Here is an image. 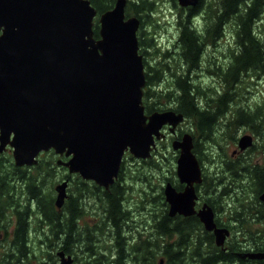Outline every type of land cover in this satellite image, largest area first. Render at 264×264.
<instances>
[{"label":"water","instance_id":"1","mask_svg":"<svg viewBox=\"0 0 264 264\" xmlns=\"http://www.w3.org/2000/svg\"><path fill=\"white\" fill-rule=\"evenodd\" d=\"M127 2L116 0L100 14V37H95L98 10L91 0H0V152L10 143L16 163L24 164L54 148L71 155L65 162L71 172L99 179L118 173L125 150L149 157L156 138L164 137L162 126L185 118L173 109L145 112L141 19L126 15ZM253 138L241 135V149L251 146ZM173 147L181 150L177 171L188 184L178 192L168 183L165 192L171 214L190 215L196 211L194 183L202 181V164L190 133ZM66 185H57L59 207ZM260 198L264 201V190ZM197 213L225 248L231 231L217 226L212 205ZM58 254L60 264L73 260L63 249ZM241 254L264 258V250Z\"/></svg>","mask_w":264,"mask_h":264},{"label":"trees","instance_id":"2","mask_svg":"<svg viewBox=\"0 0 264 264\" xmlns=\"http://www.w3.org/2000/svg\"><path fill=\"white\" fill-rule=\"evenodd\" d=\"M115 1L116 0H91L92 4L97 8L98 13L112 8ZM173 1L176 3V0ZM178 7L184 9L185 16L182 13L183 11L180 12L178 17L180 31L176 40L181 41L183 45V60L181 63H185L188 69H190L191 64L195 65L199 64L201 60L202 62L204 61V58L202 59V54L206 49L204 48L205 43L213 41L222 42L224 40L227 42L230 41L228 42V58L221 61L223 63L224 73L223 81L227 84V88L223 93L221 92V94H218V87L206 86L196 79L193 83L188 74L181 73L184 72L183 69L185 68H183L177 76H175L177 74L175 71L176 74L169 79L172 86H175V89H178L180 93L178 97L180 100L179 110L182 111L186 117L194 116L199 132L206 136H211L218 119L220 117L223 118L225 113L224 110H227L230 101L234 99L231 90L232 84L240 81L243 72L248 74L252 72L257 77L264 76V24L260 25V22L263 21L264 0H200L198 4L192 7L181 5ZM154 8L153 0H128L126 13L128 16L137 15L142 20L138 31L140 52L143 53L145 49L149 48L158 50V53L165 52V56H167L169 50L164 49L166 45L163 47L158 45L156 40L157 31L152 34V32L150 33V31L145 30L144 24L146 19L150 18V12H154ZM203 10H206L207 14L212 15L211 21L208 23L207 31L205 32L201 30L194 21V15ZM216 16L220 18L219 23H215L214 21ZM227 25L228 29L225 31L224 27L227 28ZM99 28L100 23L97 20L94 25L95 37H100ZM225 36L226 39H224ZM230 36H232V38ZM232 39L233 41H231ZM159 73H161V71L158 70L156 71L158 76H152L147 75L146 72L147 81L150 79L154 80L155 84L160 83L161 76H159ZM205 93L208 94L209 104L214 100H218L219 104L215 109L204 107L205 105L201 103ZM227 122L228 124L233 123L229 130L235 129L237 126H249L255 133L261 132L260 126H262L264 122V97L263 101L254 106L251 110L238 108L233 117L229 118ZM209 141L213 142L216 140L209 139ZM195 148L196 146L194 147V152L197 154L201 163L204 164L203 155H205V153L202 149L198 151L197 149L195 150ZM226 162L232 163L233 161L226 160ZM248 167L251 173L257 175L258 179L261 181L259 186L261 184L263 187L264 164L254 162L248 165ZM229 168H232V166L229 165ZM41 169H46L51 174L47 176L48 174L45 175ZM41 169H38L37 174L32 177L30 189L34 191L31 192L39 208L43 209L45 212L43 213L45 218H47L45 227H48V234L50 236L45 242L39 241L37 247L47 248V250H55L56 248L59 250L65 249L68 252H73L75 255V264H264V258H244L238 255L236 252L237 250L245 252L250 249L239 245L241 240H239L238 236L235 239L231 237L228 238L229 242H226V250L216 244L213 232L204 228L199 217L191 216V218H185L180 216L173 221L166 212L162 220L157 222V229L162 231V236L155 237L153 234L155 231H153L152 235H148L147 238L143 239L141 237L138 243H133L131 246L132 251H128L126 243L129 238L124 235V220H128L129 216L125 210L121 212V204L117 195L109 196V201L111 202L109 212L110 216L113 217L114 220L116 219V224L114 225L118 233V237L115 241V246L117 248L116 252L112 253V257L108 256V254H104L102 252V247L101 252H94L97 248H94L92 244L93 233L92 231H88L89 233L85 235V240L87 242V249L91 252H89L88 256H78L80 251H77V248L82 242L80 238L76 236V232L79 228L77 217L81 213L77 204L79 199L76 197L70 200V211L68 210L69 220H65V223L61 224L60 214L57 213V206L53 202L54 195L52 185L47 183L49 177L54 175V172L51 171L52 166L49 162H46ZM10 173L12 172H8L6 175L2 176V182L4 184L0 187V191L4 190L5 193V195L1 196H4L5 201L10 202V204H5L6 208H10L14 204H19L18 201L14 200L11 194L14 185L11 183L10 177L8 176ZM206 174L208 175V173ZM259 191L260 190H258V192ZM120 195L121 192H119V196ZM263 204L264 203L261 201L260 206H262L259 209V216L262 219H264ZM245 211L246 210H243L242 212ZM18 213L15 235L13 236V248L19 251V255L14 256L13 253H7L3 256V259L0 260V264H16L21 259L28 258L29 254L32 253L30 248H34L29 245V208L26 207V211H20L17 212V214ZM154 213L155 214L151 215L152 218L157 214L156 211ZM238 214L241 215V212H238ZM54 216L56 218H54ZM217 221L219 224L226 225L219 217ZM231 227L232 226H230V228ZM121 229L122 235L120 233ZM247 231H249L248 235L251 238L250 245L254 249L264 250V237L261 239L257 238V229L253 227L252 223L248 225ZM174 234L177 235L174 239H167L165 237V235L172 236ZM40 236H42V233L38 235V237ZM36 253V255L32 256L34 258L33 261L37 260L36 264H56L55 259L58 258L57 253H50L49 251L46 256L40 255L39 250H36ZM45 259L48 263L45 262ZM162 259L163 262H161ZM33 264H35V262H33Z\"/></svg>","mask_w":264,"mask_h":264},{"label":"flooded vegetation","instance_id":"3","mask_svg":"<svg viewBox=\"0 0 264 264\" xmlns=\"http://www.w3.org/2000/svg\"><path fill=\"white\" fill-rule=\"evenodd\" d=\"M196 15L200 16L198 19L199 26L202 27V30L204 32L207 31L208 27H206V25L211 21L212 15L207 14L205 10L201 11L200 13H197ZM202 20L204 22V25L200 22ZM214 21L215 23H219L220 21L219 16H216ZM222 24H223V20H222ZM218 43L220 44L222 42L213 41V42H207L204 45V48L213 49V51L212 54L209 52L208 56H210V54L211 56L207 60L204 59L202 63L207 67L206 73H210L211 75L214 76L223 75V63L221 61L225 59L222 48L221 47L218 48L219 47ZM164 49L169 50L167 56H165V52L158 53V50L155 49L152 50L147 48L143 52L145 71L147 72V75L158 76V74H156V71L158 70L161 71V73H159V76H161L160 83L155 84L154 80L148 79L147 81L146 79L143 102L145 105V111L147 113H152L154 111L168 110V109H173L176 112H182L179 110L180 100L178 99V97L180 96V93L177 94L178 89L172 88L173 86L172 83L169 81V79L171 76L175 75L176 72L177 74L175 76H177L178 73H180V71L183 68H185L183 69L184 72L181 73L188 74V76L191 78L195 68L200 65V63L195 65L191 64L190 69H188V66L185 63L183 64L181 63V61L183 60L182 58L183 45L181 41L175 40L171 46H166L164 47ZM208 62L211 64L210 66L207 64ZM165 79L168 80V83L163 81ZM221 92H222L221 89H217L218 94H221ZM207 96L208 94L205 93L203 97L206 99L204 107H209ZM186 118L187 117L185 116V119ZM185 119L179 121L175 125L173 123H165L162 126L160 130L164 132V137L156 139L157 146L155 149L152 150L150 157L148 158L136 157L126 150L122 157L118 169V173L113 175H108L107 177L105 176L99 177V179L92 177H85L80 172H71L69 166L65 164V162L68 161L71 156L67 155L66 153L59 154V153L51 152L54 149H50L49 151H47V153H45L44 151L41 152L38 155L37 162L18 164L15 161L12 146L8 143L6 149L0 152V187L3 186L4 184L2 182V176L6 175L8 172H12V173L14 172L13 174L10 173L8 176L10 177L11 183L14 185V189L13 192H11V194L14 197V200L18 201L19 204H14L10 208H6L5 204H10V202L5 201L4 196H1V195H5L4 190L0 191V243L3 240H5L8 235L7 227L9 225L8 220L9 217L11 216L10 214H12L13 217L17 219L19 215V213L17 214V212L26 211V207H28L29 208L28 230H29V241H30L29 245H31V247L32 246L34 247V248H30V250H32V253L29 254V256L36 255L37 254L36 250H39L41 253L45 254L44 256H46V254L49 252L47 248L37 247L38 241L45 242L46 239L48 240L50 235L48 234L49 232L48 227H45L46 219H47L43 214L45 212L43 209L39 208L38 204L36 203V199L33 198L34 195L31 192L33 190L30 189V183L32 182V177L37 174V170L41 169L46 162H49V164L52 166L51 171L54 172V175L49 177L47 183L52 185V191L54 195L53 202L55 204L58 193L57 185L60 184L61 182L67 181V185L65 187L66 195L63 204L60 207L57 206L56 204L57 206L56 210L58 211L57 213L60 214L58 215L60 217L61 224L65 223L64 222L65 220H69L68 210L71 204L70 200L76 197L79 199V202L77 204L78 207L80 208L81 213L77 217V223L79 225V228L78 231L76 232V236L77 238L78 237L80 238V241H82L81 246L85 245L86 249H87L86 246L87 242L85 240L86 238L85 235L89 233L88 231L90 232L92 231L93 233L92 244L94 248H97L101 245L99 244V242H105V240L107 239L105 237L106 235L110 239L112 237V239H114V242L118 237L117 229L114 225L116 224V219L114 220V218L110 216V212H109L110 204H111V202L109 201V196L117 195L119 197V202L121 204V212L125 210V212L128 214L129 216L128 220H124L125 227L128 226L129 224L131 228L137 229L136 228L137 225H135L136 222H139L141 220L143 222L148 221L146 225L149 226V229H146L145 233H143V231H140L139 234L136 235V238L143 237V234H145L144 238H147L148 235H152L153 231H155L153 233L155 237L162 236L161 233L162 231L157 229V222L159 220L160 221L162 220L165 212L170 216L171 220L173 221H175L176 218L180 216H183L185 218H191V216L200 218L197 212L205 204H211L216 215L215 216V221H216L218 218L216 214L217 207L214 204L220 203L219 197L222 195H229L228 199H230L235 195V191L237 189L242 191L243 186L240 187L235 182L236 178H240L242 175L241 172L238 170L233 171L236 177L232 179L229 176L227 177V180L225 181L227 183L226 184L227 190L223 189L219 192H217L213 188H206L202 190L201 188L206 185L208 179V176L206 174L207 170L205 168V164H202L203 165L202 181L194 183L195 193H196L194 204L196 211H194V213L190 215H185L184 213H180V212L171 214V203L167 200L166 192H165L166 185L170 183L174 187V189H176V191L181 192L185 190L188 184L186 181L181 180L180 176L178 175L177 160L181 150L175 149L173 147V142L176 140H182L185 133H190L192 135L194 147L197 146V144H199L198 139L202 141L201 139L202 134L197 129L196 121H193L190 127H185L188 125L187 123L186 125H184ZM170 146L173 147L172 149H173V158H174L173 159L174 169H172L169 173H161L159 176L153 175L152 178L156 177L155 181L150 179L151 175L149 173L140 174L139 176H137L135 182L137 183L140 182V184H142L143 187H145V189L146 188L149 189L150 187L149 189L150 191L141 189L139 195H136L135 193L138 187L132 186V183L129 181L132 179L131 172L141 170L143 173V169H144L143 164L144 163L154 164V161L158 156H160V154L163 157L166 155V148H170ZM247 148L248 147L241 149L240 146L239 148H234L231 157L232 158H236L239 156L246 157L247 156L246 152L248 150ZM128 159H134V162L129 164L127 163ZM134 165L136 167V170H132V167ZM57 168H60L59 171ZM63 168L68 172L64 174L65 171ZM41 170L45 175L48 174L47 176L51 174L46 169H41ZM108 177H111L110 181H108ZM127 177L129 179H127ZM74 178L77 180L75 181L76 185H75V190L73 191L72 181ZM160 181L162 182L161 194L158 198V196L153 195V185L154 182H160ZM208 186L211 187V184ZM263 190H264V182H263V187L259 191V197H260V193ZM119 192H121L120 196H119ZM156 201H159L158 204H161V208H158L157 205L154 203ZM263 209H264V204H263ZM155 211L157 212V214L152 218L151 215L155 214L154 213ZM140 214L143 216V218H141ZM138 215L140 216V218H138ZM90 216L94 218V222L88 221V218ZM54 218L56 217L54 216ZM16 219L12 223L13 224L12 235L8 241V244L4 249L5 255L7 253H13L14 256L19 255V251L13 248V236L15 235ZM223 221H224L223 223H226V220ZM201 223L204 225L202 221ZM216 224L219 227L225 226L224 224H219L218 221H216ZM40 225L43 227H41ZM230 226L228 227L230 228ZM212 232L214 234V239H215L214 229ZM40 233H42V236L38 237ZM120 233L122 235V229ZM232 233H233V229H232ZM165 237L167 239H172V238L174 239L177 237V235L176 234L172 236L165 235ZM262 237L264 236L262 235ZM103 248L105 250L110 249V247H103ZM224 249L227 250V247H225ZM252 249L254 248L252 247ZM80 250L81 247L79 244L77 251ZM97 250L95 249L94 252H96ZM56 252L58 253L59 249H57ZM64 252L66 258H68L69 255L72 256L73 260L70 264H75L74 253L70 251L68 252L65 249ZM87 252H91V251L88 249L81 251V256L82 255L87 256L88 255ZM236 252L238 253V255L242 256L241 254L243 253L242 250H237ZM50 253H53V250H50ZM57 264H60L59 258L57 259Z\"/></svg>","mask_w":264,"mask_h":264},{"label":"rangeland","instance_id":"4","mask_svg":"<svg viewBox=\"0 0 264 264\" xmlns=\"http://www.w3.org/2000/svg\"><path fill=\"white\" fill-rule=\"evenodd\" d=\"M154 1V12H150V18L146 19L145 22V30L152 32V34L157 31V37L156 40L158 42V45L161 47L163 46H171L172 43L178 38L179 35V25H178V17L180 15V12H182L184 9H181L180 4L176 0V3L173 0H153ZM208 1V0H206ZM217 2V1H216ZM204 11V10H203ZM206 11V10H205ZM185 16V12H182ZM200 13V12H199ZM199 15L195 16V22L197 26L202 30V27L199 26ZM262 20L260 22L261 24H264V13L262 15ZM142 22V20H141ZM203 25V20L200 21ZM141 26V25H140ZM208 27V24L206 25ZM228 29L224 27V30L226 31ZM229 32V31H227ZM151 34V35H152ZM232 38V36H230ZM226 39V36L225 38ZM233 41V39L231 40ZM230 42V41H228ZM228 42L226 40L222 41V43L219 44L218 48H222L224 58H228ZM165 46V47H166ZM227 47V48H226ZM213 49H205V51L202 54V59H208L212 54ZM209 52L211 53L210 56ZM207 56V57H206ZM154 59V58H153ZM152 59V60H153ZM209 66L211 65L209 62L207 63ZM201 66V67H200ZM206 66L202 63V60L200 62V65L195 68L193 71V75L191 77L192 82L194 83V80L201 81L204 85H209L212 87H218L222 90V93L226 90L227 84L225 81H223V75L222 76H214L210 73H206ZM224 74V73H223ZM169 75V74H168ZM172 77V76H171ZM170 77V78H171ZM166 83H168V80H163ZM175 88V86H173ZM232 95L234 97L233 100L230 101L229 106L227 110H224V116L223 118H219L218 122L215 124L214 131L211 133V136H206L204 134L201 135V139H198L199 144H197L195 150L198 151L202 149V151L205 153L203 155L204 157V164L208 173V179L206 182V185L203 186L201 189L204 190L206 188H213L217 192L226 189V180L229 176L231 179L236 177L234 170H238L241 172V177L236 178L235 182L238 184V186H243L242 191L237 189L235 191V195L228 199L229 195H222L219 197V204H216L217 207V217L221 220H226L229 226L232 225L231 231L233 229V233L231 235V238H236L238 236L239 240H241L240 244L241 246L245 248L252 249L251 238L249 237L248 233V225L252 223L253 227L257 229L256 234L257 238H263L262 235H264V219L260 218V204L261 201L259 199V192L258 190L261 189V184L259 186L260 180L258 179L257 175H253L250 173V168L248 165L255 163L264 164V122L261 128V132H253L252 128L249 126H237L235 129H231V124H228V119L232 118L234 113L238 108H244L251 110L259 104L261 101H263L264 97V76L257 77L254 73L250 72V74L243 72L241 74V78L239 82H236L235 84H232L231 87ZM177 94L179 92L177 91ZM212 96V95H209ZM216 97V94H215ZM206 99L202 97L201 103L205 105ZM209 104V103H208ZM213 104V105H212ZM219 102L218 100H214L210 102L209 107L215 109L218 106ZM195 120V117H187L185 119L184 125L186 123L188 124L185 127H190V125ZM244 133H251L253 134L254 143L252 146L248 147L246 152V157H236L232 158L231 154L234 148H239L238 146V139L241 135ZM209 139H214L216 141H209ZM204 142V143H203ZM203 143V144H202ZM240 145V144H239ZM173 147L170 146V148H166V155L163 157L161 154L156 158L154 161V164H143V173L141 170H137L134 172H131L132 179L129 180L132 183V186H137L136 195H139L140 190H146L150 191L149 189H145L142 184L135 182L137 176L140 174H150L153 181H155L156 177L152 178L153 175L159 176L161 173H169L172 169H174V161H173ZM202 154V153H201ZM232 160V163H227L226 160ZM134 162V159H128L127 163ZM136 163V162H135ZM140 165V164H138ZM229 165L232 166V168H229ZM62 168V167H61ZM58 171L60 168H57ZM64 169V168H63ZM132 170H136L135 165L132 167ZM64 174L68 172L64 169ZM127 179H129L127 177ZM77 179H73V191L75 190V185ZM161 181L160 182H154L153 185V195L154 196H160L161 194ZM211 184V187L208 185ZM239 188V187H238ZM71 189V188H70ZM75 193V192H74ZM92 202V201H91ZM159 201L154 202L158 208H161V204H158ZM242 204V205H240ZM215 205V204H214ZM246 206V207H244ZM216 209V208H215ZM243 210H246L245 212H242ZM238 212H241V215L238 214ZM252 212V214H251ZM137 213V212H136ZM250 215V216H249ZM141 218L143 216L140 214ZM138 215V218H140ZM245 217V218H244ZM255 218V219H254ZM15 217L11 215L9 217V225L7 227L8 235L5 240H3L0 243V260L3 259L4 249L6 245L8 244V241L12 235V229H13V222L15 221ZM255 220V221H254ZM89 222H94V218L90 216L88 218ZM202 221V220H201ZM253 221V222H252ZM203 222V221H202ZM148 221L143 222L142 220L139 222H136L135 225H137V229L131 228L130 225L126 226L124 228V235L129 238L127 240L126 246L128 247V251L131 250V246L133 243H138L141 239V237L136 238V235L139 234L140 231H143V233L146 232V229H149V226L146 225ZM234 226V227H233ZM147 227V228H146ZM105 236V235H104ZM145 234H143L144 238ZM107 239L105 242H99L101 244L99 247H97V251L101 252V247H110V249L105 250L103 248L102 252L104 254H108V256H111L112 253H115L117 248L115 246L114 239H111L106 235ZM109 238V239H108ZM110 240V241H109ZM36 241V240H35ZM38 241V240H37ZM229 242V240L227 241ZM39 243V241H38ZM81 250L78 254V256H81V251L87 250L85 245L81 246ZM53 250V249H50ZM49 250V251H50ZM57 248L53 250V253L56 252ZM247 250V249H243ZM40 255L44 256L45 254L41 253L39 251ZM89 255V252H87ZM87 255V256H88ZM84 257V255H82ZM93 256V255H92ZM59 258V256H57ZM112 257V256H111ZM243 257V256H242ZM57 258V259H58ZM246 258V257H245ZM32 256H28L26 259H21L16 264H33V262H37V260L33 261ZM57 259H55V263L57 264ZM60 259V258H59ZM45 262L48 263V261L45 259ZM13 264V263H10Z\"/></svg>","mask_w":264,"mask_h":264}]
</instances>
